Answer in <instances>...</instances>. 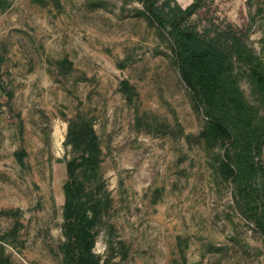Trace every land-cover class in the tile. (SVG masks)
<instances>
[{"label": "rangeland", "instance_id": "rangeland-1", "mask_svg": "<svg viewBox=\"0 0 264 264\" xmlns=\"http://www.w3.org/2000/svg\"><path fill=\"white\" fill-rule=\"evenodd\" d=\"M188 22L235 60L260 106L235 54L244 41L264 62V0H205ZM166 38L139 0H0V264H65L76 116L101 160L96 175L75 174L110 198L94 252L118 264H264V237L217 168L224 146L206 145Z\"/></svg>", "mask_w": 264, "mask_h": 264}, {"label": "trees", "instance_id": "trees-1", "mask_svg": "<svg viewBox=\"0 0 264 264\" xmlns=\"http://www.w3.org/2000/svg\"><path fill=\"white\" fill-rule=\"evenodd\" d=\"M139 1L147 18L166 33L179 76L206 117L202 130L206 145L224 146L217 168L231 183L237 207L264 237V62L244 41L236 44L235 59L243 64L259 106L245 98L234 71L235 60L188 22L205 0H191L185 7L177 0ZM65 143L78 155L66 162L70 181L64 186L62 205L64 262L118 264L93 250L97 227L110 203L103 182L88 190L75 174L79 167L96 175L101 148L92 124L80 116L69 119Z\"/></svg>", "mask_w": 264, "mask_h": 264}, {"label": "crops", "instance_id": "crops-1", "mask_svg": "<svg viewBox=\"0 0 264 264\" xmlns=\"http://www.w3.org/2000/svg\"><path fill=\"white\" fill-rule=\"evenodd\" d=\"M183 1H185V2H186V4H189V1H188V0H183Z\"/></svg>", "mask_w": 264, "mask_h": 264}]
</instances>
